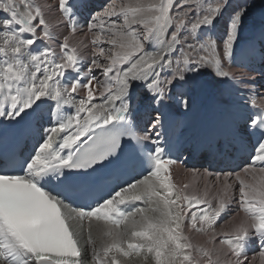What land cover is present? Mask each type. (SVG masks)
<instances>
[{"label":"snow or ice","instance_id":"snow-or-ice-1","mask_svg":"<svg viewBox=\"0 0 264 264\" xmlns=\"http://www.w3.org/2000/svg\"><path fill=\"white\" fill-rule=\"evenodd\" d=\"M228 7L229 0H119L72 42L74 0H57L55 21L38 0H0V119L22 130L37 119L43 131L18 166L11 156L0 161V264H124L134 256L142 264H264V95L257 99L255 77L252 95L238 113L225 110L213 137L225 152L255 139L239 171L194 169L192 180L175 183L160 115L142 128L131 106L140 86L158 104L174 100L191 111L181 90L202 69L218 83L236 81L230 66L243 52L247 9H233L223 37L211 35ZM59 24L68 29L62 38ZM117 173L130 178L107 183ZM74 190L88 202L73 206ZM136 202L143 206L125 207ZM233 203L229 227L218 230ZM257 242L258 258L249 259Z\"/></svg>","mask_w":264,"mask_h":264},{"label":"bare ground","instance_id":"bare-ground-1","mask_svg":"<svg viewBox=\"0 0 264 264\" xmlns=\"http://www.w3.org/2000/svg\"><path fill=\"white\" fill-rule=\"evenodd\" d=\"M38 2L41 3L45 8H49V6H50L49 15L53 21H55L58 17H60V14L56 9L57 0H38ZM236 7L232 6V8H234V9ZM56 27H58L59 31L65 32L67 34L68 30L66 29L65 24H59ZM224 30H226V29H224ZM84 31H86V27H83V26L79 27L76 35L71 38V41L75 42L76 40L83 38ZM149 47H151V49H149L150 51L153 50L151 45H149ZM86 51L87 50H85V52ZM230 70L234 73L236 71V68L230 67ZM202 75H204V77H202ZM218 84L219 83H218L217 77L214 76V74L212 73V71L210 69H202L201 74L197 75V79L195 81L194 87L192 88V91H193L192 97H193L194 93L201 94L202 91H204V93H206L204 100L207 101V103L211 102L212 100H214L218 97L223 98L224 97L223 93H216V91H215V88L218 86ZM200 97L201 96H199L197 101H195L194 99H193V101H195L197 103L200 102L199 101L201 99ZM190 170H194V169H185L182 166L178 167L177 180L175 182L177 184H180V183H184V182H187L189 180H192L193 177H191L189 175ZM197 170H199V169H197ZM203 170L204 169H200V171H203ZM235 213L236 212L231 213L229 215V217L227 218V220H229L231 216L235 215ZM221 225H223L225 230L229 227V225L225 224V223H221ZM84 228H85V231H83L82 239H81L82 245L84 242L83 237H85L87 235V232H86L87 225H85ZM218 230H219V226H218ZM190 235H191L194 242L203 240V237L197 233H191ZM93 237H94V239H96L97 247H99L102 243V240L100 238L99 231L95 228L93 230ZM253 256L249 257V259H251ZM257 258H258V256H257ZM124 264H142V259L140 257L134 256V257H132V259L130 261L125 260ZM257 264H259L258 259H257Z\"/></svg>","mask_w":264,"mask_h":264},{"label":"rangeland","instance_id":"rangeland-1","mask_svg":"<svg viewBox=\"0 0 264 264\" xmlns=\"http://www.w3.org/2000/svg\"><path fill=\"white\" fill-rule=\"evenodd\" d=\"M234 1L235 0H229L230 7L226 8L223 11L222 15L217 17L216 21L214 22V26L219 28L220 34L222 37L225 35V32H226L228 24H229V20H230V18L228 20H226V16H229V17L231 16L230 14H232V11H233L232 9H234V8H232ZM209 2H212V0H209ZM241 7H244L247 9V14L244 18V23L240 29V40H239V42L242 41L243 39L249 37L252 34L251 30L255 27L254 21L256 18H257V21H258V17L260 19L264 18V0H248L246 2V4L242 5ZM260 10L263 11V14H259ZM224 29H226V30H224ZM217 79H219V78H217Z\"/></svg>","mask_w":264,"mask_h":264}]
</instances>
